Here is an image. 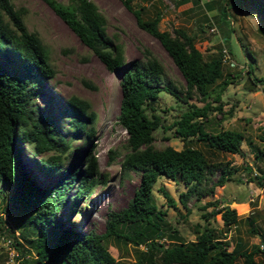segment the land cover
<instances>
[{"label": "trees", "instance_id": "obj_1", "mask_svg": "<svg viewBox=\"0 0 264 264\" xmlns=\"http://www.w3.org/2000/svg\"><path fill=\"white\" fill-rule=\"evenodd\" d=\"M13 1L0 0V184L10 192L5 196L6 207L0 211L5 214L4 219L0 216V224L8 229L16 223L21 229L17 236H22L34 253L33 261H28V255L20 251V238L16 240L12 236L11 245L20 251L16 254V264H116L105 244L108 239L143 247L132 264H264L256 244L247 248L238 241L229 248L220 230L208 225L196 226L194 239L183 241L164 220V212L157 208L152 196L159 175L184 185L185 190L178 195L184 207L191 197L197 200L210 195L216 186L230 180L228 162L209 160L200 148L155 146L153 131L161 123L154 113L156 108L150 104V100L158 98L160 90L172 94L185 104L171 122L175 137L182 141L194 138L212 151L239 153L244 140L240 131L228 128L210 131L206 125L210 110L222 112L219 97L229 83L228 77L223 76L221 50L204 54L196 48L194 35L183 28L159 30L160 10L144 19V8L139 2L132 6L131 0H121L136 26L158 41L179 72L183 85L176 88L170 82L164 83V66L149 50L142 52L143 64L127 63L122 45L115 36L107 35L106 19L92 1L42 0L107 71L118 73L120 100L116 121L126 132L120 165L125 172L139 175L126 205L107 214L103 231L83 232L71 219L80 213L81 202L90 197L95 187L105 184L90 141L95 132L91 125L95 116L88 101L75 95L67 98L63 112L72 116L67 122L69 137H66L55 121L35 104L36 97L43 96L44 83L53 79L56 72L46 46L24 23L26 9L16 7ZM223 1L228 7V0ZM245 1L264 19L263 0ZM185 2L178 0L176 4ZM8 63H16V67L7 68ZM246 73L252 81L261 83L264 90V79L253 77L250 66ZM81 82L94 88L86 80ZM211 93L217 103L214 106L207 100ZM192 99L203 104L197 105ZM79 137L87 147L80 152L79 159L68 160L75 150L71 142ZM21 144L28 146L36 165L58 172L57 179L49 186L26 173ZM108 153L116 154L112 150ZM252 179L262 186L264 172ZM70 187L73 194L67 199L66 212L60 216ZM160 190L167 203L174 206L167 192ZM207 204L214 209L201 214L204 220L219 214L226 227L240 220L230 203L213 200ZM255 217H246L247 229L251 236L259 234L263 240L264 231L257 232ZM27 230L33 236L24 238Z\"/></svg>", "mask_w": 264, "mask_h": 264}, {"label": "rangeland", "instance_id": "obj_2", "mask_svg": "<svg viewBox=\"0 0 264 264\" xmlns=\"http://www.w3.org/2000/svg\"><path fill=\"white\" fill-rule=\"evenodd\" d=\"M90 1L105 17L107 35L115 36L122 45L128 64L135 61L139 65L143 64L145 59L142 52L147 49L164 66V83L170 82L176 88L183 85L179 72L158 41L136 26L132 14L124 8L121 0ZM177 1L131 0V5L135 6L139 2L143 6L144 19L160 10L158 29L183 28L194 35L195 46L202 53L221 50L224 55L223 76L228 77L229 83L219 97L222 112L210 110L206 125L210 131L218 128L240 131L244 140L239 153L235 154L212 151L194 138L180 140L175 137L171 122L184 109L185 104L172 94L160 90L158 98L152 102L156 108L154 113L159 116L161 123L153 131L154 145H169L174 149L183 146L200 148L209 160L228 162L231 175L230 180L222 186H216L212 194L197 200L191 197L186 202V207L178 199L179 193L185 190L184 185L159 175L152 188L154 203L164 212V220L183 241L194 239L193 230L196 226L208 225L220 230V236L224 237L229 248L238 241L250 248L261 237L259 234L251 236L246 217L257 215L253 220L256 230L264 231V193L252 179L264 172V90L261 83L248 78L246 68L251 67L253 77L264 79V19L245 0H228V7L223 0H187L176 4ZM13 3L16 7L23 6L26 9L24 23L46 46L49 60L56 72L53 79L44 83L43 96L36 97L35 104L55 121L66 137H69L67 122L72 116L63 112V103L67 98L75 95L88 101L90 111L95 116L91 123L95 132L90 141L94 144L99 173L105 178V184L95 187L90 197L81 202L80 213L74 215L71 221L83 232L101 233L107 214L126 205L139 177L136 172H125L120 165L126 132L116 121L120 100L118 73L107 71L42 0H14ZM6 67L14 69L16 63H8ZM81 80H86L94 88L84 86ZM220 81L221 79L216 83L219 84ZM213 95L211 93L207 98L211 106L217 104L212 99ZM192 101L197 105L203 104L195 99ZM71 143L75 150L68 160L79 159L80 152L87 144L80 137ZM108 150L115 151L116 154L108 153ZM20 151L26 173L38 183L49 186L57 179L58 172H49L36 165L28 146L21 144ZM216 176L217 174L213 179ZM161 188L171 197L174 206L167 203L161 194ZM9 193V188L0 184V211L6 207L5 196ZM72 194L73 188L70 187L65 194L60 216L66 212L67 199ZM213 200L230 203V207L235 208L240 218L236 225L223 226L219 214L209 215L207 220L202 219L201 214L210 213L214 209L207 204ZM20 230L14 222L8 229L0 224V264H16V254L20 251L28 255V261H33L34 253L29 245L22 236H17ZM12 236L16 240L20 238V251L17 246L6 244V240L11 241ZM30 236L33 234L27 230L24 238ZM105 244L116 264H132L137 251L143 250L141 245L134 247L112 239L106 240Z\"/></svg>", "mask_w": 264, "mask_h": 264}, {"label": "built area", "instance_id": "obj_3", "mask_svg": "<svg viewBox=\"0 0 264 264\" xmlns=\"http://www.w3.org/2000/svg\"><path fill=\"white\" fill-rule=\"evenodd\" d=\"M223 61H224V55H223ZM260 191L264 193V181H263L262 186H260ZM0 216L4 219L5 214L0 213ZM6 244H10L11 245V241L9 239H7L6 240ZM256 246H257L258 250L260 251V253H261V255H262L263 259H264V239L260 240V241H257L256 242Z\"/></svg>", "mask_w": 264, "mask_h": 264}, {"label": "water", "instance_id": "obj_4", "mask_svg": "<svg viewBox=\"0 0 264 264\" xmlns=\"http://www.w3.org/2000/svg\"><path fill=\"white\" fill-rule=\"evenodd\" d=\"M153 100H150V104H152Z\"/></svg>", "mask_w": 264, "mask_h": 264}]
</instances>
